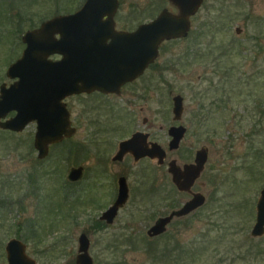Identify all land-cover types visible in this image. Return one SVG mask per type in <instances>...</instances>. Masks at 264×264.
<instances>
[{"label":"rangeland","instance_id":"374dc122","mask_svg":"<svg viewBox=\"0 0 264 264\" xmlns=\"http://www.w3.org/2000/svg\"><path fill=\"white\" fill-rule=\"evenodd\" d=\"M120 1L122 27L150 22L165 8L176 13L168 0ZM83 3L0 0V85L12 83L6 72L22 53L21 38L27 30ZM258 42L264 46V0H205L192 19L189 37L165 42L160 49V103L155 109L161 111V143L168 154L167 163L173 158L184 163L186 150L188 155L191 147L202 145L201 138L197 140L191 133L182 151L169 152L170 91L186 97V107L192 113L197 108L194 94L211 88L207 104L214 111L208 125L209 160L193 189L207 197V204L182 221L175 220L162 238L150 239L148 229L160 215L169 214L190 199L189 195L174 192L167 165L156 171L149 164H130L128 205L113 225L103 230L94 228L117 196V177L123 174L124 165H114L111 159L116 145L109 143L119 138L104 136L99 147L93 146V102L85 98L71 102L78 133L67 144L51 148L43 161L38 160L34 148L35 123L19 134L0 130V263L7 262L5 248L11 239L24 242L28 255L38 264L75 263L78 238L86 233L95 264H153L145 249L147 243L194 250V258L189 257L184 262L187 264H264V236H251L256 203L264 187V79L249 89L236 83L240 78L246 83L247 76L264 73V54L259 52ZM227 69L235 73L223 81ZM219 85H225L226 91H217ZM232 85L237 86L236 90L231 89ZM247 94H254L262 106L256 117H252L253 103L248 102ZM220 100L224 101L219 105L221 109H212L211 103L219 104ZM123 107L119 106L121 113L125 112ZM13 115L11 112L7 118ZM112 119V114L106 112L100 117L106 126ZM75 144L78 153L64 161L66 147ZM77 166L85 168L84 178L69 184L68 172ZM143 168L147 169L148 180L153 179L154 171L159 176L160 198L142 201L148 189L142 186L147 182ZM171 202L175 207H170ZM158 205L161 210L156 208ZM158 209L161 213L154 217ZM207 230L210 232L206 237Z\"/></svg>","mask_w":264,"mask_h":264},{"label":"water","instance_id":"95a60500","mask_svg":"<svg viewBox=\"0 0 264 264\" xmlns=\"http://www.w3.org/2000/svg\"><path fill=\"white\" fill-rule=\"evenodd\" d=\"M168 1L178 9V13H172L165 8L156 19L139 26L135 32L124 33L122 38L125 50L118 55L120 58L104 65H101L98 56L93 57V54L96 55L99 51H93L92 23L99 22L96 14L112 16L120 4L119 0H86L78 12L56 16L39 28L26 32L23 42L27 47L22 57L7 71V76L17 81L9 88L2 85L0 89V129L21 132L30 123L36 122L35 148L38 158L45 159L49 155L50 145L60 143L64 138H71L77 131L72 126L67 107L62 103L63 99L94 90L113 92L115 87H120L141 75L159 56V48L164 42L189 36L192 28L191 18L199 12L204 0ZM97 25L100 24L96 23L94 27ZM237 33H241L239 28ZM56 35H60V39L56 38ZM111 52L114 51H107ZM54 54H62L64 58L56 62L48 60L49 56ZM174 101L176 110L181 113L182 97L178 96ZM11 112H16V115L7 119ZM176 136L177 144L181 136ZM136 140L133 138L123 142L120 147L121 155L129 151L135 152L138 159L146 155L141 146L133 145ZM207 153V150L200 151L196 163L186 165L183 169L175 162L169 165V173L180 191H190L194 186L208 160ZM165 157L166 153L161 149V163H164ZM83 174L82 167L73 168L68 174V180L79 182L83 179ZM128 199L129 188L126 180L122 178L116 202L101 219L112 224L119 209ZM205 202V197L195 194L181 210L157 221L149 230V236L155 237L164 233L174 217L186 216ZM263 235L264 189L258 203L257 223L252 231L253 237ZM89 249V238L82 234L79 238L76 264H94ZM5 251L7 262L0 264H37L36 260L27 254V245L21 240L11 239Z\"/></svg>","mask_w":264,"mask_h":264},{"label":"flooded vegetation","instance_id":"af4514ba","mask_svg":"<svg viewBox=\"0 0 264 264\" xmlns=\"http://www.w3.org/2000/svg\"><path fill=\"white\" fill-rule=\"evenodd\" d=\"M85 1L86 0H84V3H85ZM84 3L81 6L74 9L73 11H71L72 9H69L67 13L59 14V15H55V16L74 14L83 8ZM119 3H120L119 6L116 8V11L112 16L96 14L97 15L96 17L99 19L98 20L99 22H93L92 21L93 22L92 23L93 24V27H92L93 51H96V50L99 51V52H97L98 54L97 53H96V55L93 54L94 55L93 57L98 56L100 59L99 61L101 62V65L110 63V62L120 58L118 55L125 50V47L123 44V38H122L124 33H133L139 28V26L146 24V23H141L137 27H133V28H130L129 26L122 27L120 25V24H122V22H121L122 20L120 18V14H121V1L120 0H119ZM204 3H205V0H204ZM204 3H203V5H204ZM203 5H202V7H203ZM202 7H201V9H202ZM111 8L113 9L114 7H111ZM176 13H178L177 9H176ZM197 14L195 16H197ZM195 16H193L191 18V24H192V19ZM91 18L93 19V15L91 16ZM47 20H49V19H46L45 21H47ZM45 21H43L42 23H44ZM96 23H99L100 25H97V27H94V24H96ZM147 23H149V22H147ZM41 24H40V26H41ZM40 26L33 27L31 30H35V29L39 28ZM31 30H27V31H31ZM191 31H192V28H191ZM191 31H190V33H191ZM236 32H237V30H236ZM23 36L21 38L23 50H22L20 57L15 62H17L22 57V55H23V53L27 47V45L23 42ZM56 38L60 39V35H56ZM95 44H96V46H95ZM162 45L159 48V56H160V49H161ZM258 46H259V52L264 54V46L259 42H258ZM111 49L114 52L107 53V51H109ZM113 54H116V56H112ZM159 56L156 58V60L153 63L148 65V67L144 70V72L141 75H139L138 77H136L132 81H128L127 83L123 84L120 87H115L116 90L113 92H103L100 90H94L91 93L84 92L81 94H73V95H70V96H68L62 100V103H64L66 105L67 110L70 114L72 126L74 128H76L77 131L71 138H64L63 141H61L60 143L50 145L49 155H50L51 148H54L57 146H63L65 144H67L78 133V129L75 126V123H77V120L76 119L74 120V118L72 116L73 115V110H72L73 105L71 104V102L74 100H80L82 98L87 99L86 100L87 102H91V103L93 102L90 105V110L93 111V146L99 147L101 145L102 138L104 136L105 137L107 136L109 139L111 138L112 140H113V138H115V139L119 138L116 143L115 142L109 143L111 146L116 145L115 146L116 153L114 156H112L111 159H112V163L114 165H117V166L124 165V168H123L124 171H123V174H121L119 177H117V184H118L117 196H116L114 202L100 216L99 221H97V223L100 222V224L96 223L94 225V228L97 230H103L104 228L113 225L115 223L116 219L118 218L121 210L124 209L128 205V203L130 201V187H129L130 176L128 175L127 171H128L130 164H132L134 167H137L138 165L149 164V165H152L156 171L161 170L165 165H167L168 174L171 177V182H172L174 192H179L181 194H186V195L190 196V199L188 201H185L180 208L173 209L169 214H167L165 216L160 215V217L155 221V223L147 231V236L150 239L162 238L163 236H165L167 234L168 227L175 220L182 221L183 219H185V218L197 213L198 211L202 210L207 204V197L202 192L193 191V189L197 185V183L201 179V177L203 176L205 169H206V165H207L208 160H209V147H208V143H207L209 140V127H208V125H209V120H210V114L212 115L214 111H210V105L207 104L208 99H209V94L207 91L208 89H206V88L201 89V91H198V93L194 94V96L197 99V102H193V103H196L195 107H197V108L194 111H192V113L188 112V109L186 107V97H184L181 94H175L174 95L173 92L170 91V96H172V103L173 104H172V123L168 127V131H167L168 137H169V143H168L169 152L178 153V152L182 151L183 147H184V142L188 139V137L191 133H194V137L197 140L199 138H201L202 145L198 149L191 147L188 155H187V150H186V159H185L184 163H181L176 158L171 159L167 163L168 154H167V151L165 150V148L162 146V143H161V135H162V129H163L162 125H161V121H160L161 111L159 108L155 109V105L160 103V101L158 99L159 98L158 92H159L160 85H161V70L159 69V63H158ZM63 58H64V56L62 54H54V55L49 56L48 60L56 62V61H61ZM93 71H94V69H93ZM156 74H157V77L155 76ZM158 78H159V81H157ZM11 80H12V83H10L9 85H7L6 83H3L2 85H6L7 88H9L11 85H13L17 81V79L16 80L11 79ZM2 85H0V89H1ZM178 96L182 97V111H181V113H179L175 108L174 99ZM201 99L203 101H201ZM123 103L126 104L125 107H123ZM221 103H224V101L220 100L219 104L213 102V103H211V108L212 109L217 108V107L220 108L219 105ZM119 106L123 107V109L125 110L124 113H121L119 111L120 110ZM151 106H154L153 110H151ZM104 112L112 114V117H113L112 121L111 120L109 121L108 126L104 125L103 122L100 120V117L103 115ZM13 113H14L13 116H15L16 112H13ZM146 113L148 114V116L146 115ZM262 113H264V111ZM151 114H153L152 117H151ZM10 118H12V117H10ZM34 123L36 124V130H37V123L36 122H32L30 124H34ZM3 131H5V130H3ZM23 131H21V132L6 131V132H11L12 134H19V133H22ZM177 134H180L181 137H180V141L176 144L175 141L177 139V136H176ZM35 135H36V132H35ZM35 135H34V148H35ZM251 136H254V134H251ZM133 138L137 139L133 143V145L135 147L141 146L143 148V150L146 152V155H143V157H141L139 159L137 158L135 152H132V151H129V152L121 155V149H120L121 144L125 141H130ZM171 143H172L173 149L171 148ZM104 144L107 145L108 142L105 140ZM78 147L79 146L77 144L66 147V152H65L66 156L64 158V161L69 160L70 155H72V154L74 155V153L77 154L78 153ZM161 149H163L166 153L164 163H161V160H160ZM35 150H36V148H35ZM203 150H207L208 160L205 164V167H204V170H203L201 176L197 179V181L195 182L194 186L191 188L190 191H186V192L180 191L178 189V187L173 182V179H172L173 176L169 173V165L172 162H175L179 168L183 169L186 165L195 164L198 153L200 151H203ZM36 152H37V158H38V151L36 150ZM49 155L45 159H47L49 157ZM45 159L41 160L38 158V160H40V161H43ZM78 167H82L83 171H85V168L83 166L71 167V169L78 168ZM71 169L69 170V172L71 171ZM146 171H147V169H145V168L141 169V172L144 173V177L146 176L145 181H147V182H142V186L148 187V189L145 190L144 193L142 194L143 195L142 201H145L146 198H154V199L160 198L161 190L159 187V184H160L159 176L157 175L156 171H154L153 179L148 180L149 174ZM69 172H68V174H69ZM83 178H84V174H83ZM122 178H124L127 182V186L129 188V199H128L127 203L119 209L118 214H117L114 222L112 224H108L106 221L102 220L101 218H102L103 214L111 206H113L114 203L116 202L118 195H119V182ZM67 180H68V175H67ZM81 181H79V182H81ZM68 182H69V184L79 183V182H71L69 180H68ZM147 183H149V184H147ZM263 189H264V187L260 191V196H259L257 203H256V221H255L254 226L257 223L258 203H259ZM141 190H143V189H141ZM195 194L202 195L203 197L206 198V202L203 206L199 207L198 209H196L195 211H193L192 213H190L186 216L174 217V219L168 224L166 231L164 233H162L158 236H155V237L149 236V234H148L149 230L156 224L157 221H159L161 218L168 217L173 212H177V211L181 210L187 202L191 201L194 198ZM174 203L175 202H171L169 204L170 207H175ZM156 208H160V210H161L160 205H158ZM160 210L159 209L157 210V212L154 214V217L157 215V213H161V212H159ZM254 226H253V228H254ZM253 228L251 230V236H252ZM82 234H86V233H82ZM80 236H79V238H80ZM263 236H261V237H263ZM87 237L89 238L88 235H87ZM261 237H253V238H261ZM79 238H78V250H79ZM128 239L132 240V238H128ZM89 241H90V248H91L90 238H89ZM174 248L177 249V247H174ZM89 253H90V249H89ZM90 256H91V254H90ZM92 259L94 261L93 257H92ZM72 264H76V260H75V263L73 262ZM94 264H95V261H94Z\"/></svg>","mask_w":264,"mask_h":264},{"label":"trees","instance_id":"16d2710c","mask_svg":"<svg viewBox=\"0 0 264 264\" xmlns=\"http://www.w3.org/2000/svg\"><path fill=\"white\" fill-rule=\"evenodd\" d=\"M217 60L218 59L215 60V63H217ZM214 67H216V66H214ZM234 73L235 72L233 70L227 69L225 74H223V76H222L223 81L225 79H231L232 76L234 75ZM263 77H264V73L257 72L254 75H251V77L247 76V78H244L246 80V83L242 82L241 78H240V81H236V83H237L238 87L241 85L244 88L249 89V86L251 84H255V87L258 86V84L256 82L264 79ZM232 81H233V79H232ZM252 81L255 83H253ZM226 88L227 87L225 85H222V86L219 85L217 87V91H221V90L226 91ZM236 88H237L236 85H234V86L232 85V87H231L232 90H236ZM207 91H208V94H210L212 92L211 88H208ZM246 96H247L246 98H247L248 102L253 103L251 112L254 114L252 117H256L260 113L259 109L262 106L260 107V104H259L260 102H258V100L256 99V96L254 94L253 95L247 94ZM252 97H253V99H252ZM245 102L248 103L247 101H245ZM248 112H250V108H248ZM209 221H211V220H209ZM97 224H100V222ZM208 232H210V231L207 230V233L205 234L206 237L209 235ZM146 247H147V248H145L146 252H147L150 260L153 261L152 262L153 264H157V263L168 264V262L175 263V264H187L184 262L187 261L189 259V257L194 258V255H195L194 250L190 251L188 249H183L181 247H177V249H176L174 247H170L169 245H165L163 247L161 246V248L159 249V247H155V246L147 243ZM175 252L177 253L176 255H175Z\"/></svg>","mask_w":264,"mask_h":264}]
</instances>
